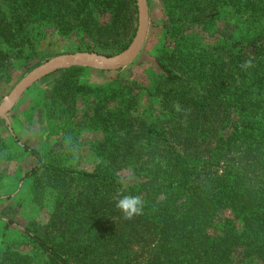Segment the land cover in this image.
I'll return each mask as SVG.
<instances>
[{"label":"trees","instance_id":"trees-1","mask_svg":"<svg viewBox=\"0 0 264 264\" xmlns=\"http://www.w3.org/2000/svg\"><path fill=\"white\" fill-rule=\"evenodd\" d=\"M162 2L178 68L159 60L162 74L143 90L123 79L83 84L82 67L41 87L75 127L102 132L88 143L98 162L66 165L75 144L45 154L25 146L36 160L24 176L31 200L49 218L0 248V264H264V0ZM137 25V0H0V87L18 60L38 59L48 27L112 57ZM7 138L0 132V164ZM118 191L139 195L143 214L126 220Z\"/></svg>","mask_w":264,"mask_h":264},{"label":"rangeland","instance_id":"rangeland-1","mask_svg":"<svg viewBox=\"0 0 264 264\" xmlns=\"http://www.w3.org/2000/svg\"><path fill=\"white\" fill-rule=\"evenodd\" d=\"M146 2L149 15L148 32L134 61L129 66L116 71L100 67L73 66L84 68L79 78L81 83L104 87L115 85L116 79H123L135 82L143 90L154 78L162 74L159 60L170 65L176 64L177 68L180 66L181 62H176L177 59L171 58L172 54H169L172 41L169 40L167 43L169 45L165 46V26L169 24V20L162 0H146ZM242 29L248 32L250 27ZM228 30L224 32V38L233 34ZM45 32L47 36L39 38L42 41L39 45L38 59L28 68L22 60L15 63L10 84L0 87V104L23 78L49 60L65 54L88 53L85 49H79L76 38L56 37L49 27ZM120 70L122 75H119ZM57 75L58 73L55 72L32 85L23 93L13 110L0 117V132L5 136L10 133L11 136L6 139L8 151L0 164L3 174L0 182V248L15 242L26 225L32 222L46 223L49 218L48 211L38 208L31 200V181L26 180L24 176L25 171L36 164V160L25 146L45 154L51 149L65 150L69 143L75 144V151L66 153L64 159L66 165L81 170H93L98 162L97 157L89 149V144L102 139V132L89 128L78 129L73 125L74 120H67L60 112L55 111L41 93L43 84L52 83ZM9 86L10 89L7 90ZM141 97L140 108L143 111L150 106V102L144 91H141ZM123 177L126 183L132 182L130 173L125 172Z\"/></svg>","mask_w":264,"mask_h":264},{"label":"water","instance_id":"water-1","mask_svg":"<svg viewBox=\"0 0 264 264\" xmlns=\"http://www.w3.org/2000/svg\"><path fill=\"white\" fill-rule=\"evenodd\" d=\"M139 23L136 35L129 47L122 53L106 57L95 53H71L55 57L44 65L36 68L23 78L0 104V117L10 113L16 106L23 93L43 78L73 66L100 67L105 70L116 71L129 66L136 58L148 32L149 15L146 0H137Z\"/></svg>","mask_w":264,"mask_h":264},{"label":"clouds","instance_id":"clouds-1","mask_svg":"<svg viewBox=\"0 0 264 264\" xmlns=\"http://www.w3.org/2000/svg\"><path fill=\"white\" fill-rule=\"evenodd\" d=\"M250 66L251 61H247L242 65L245 68ZM113 199L116 202V208L123 214L126 220H132L144 212V201L139 195H125L118 191Z\"/></svg>","mask_w":264,"mask_h":264}]
</instances>
